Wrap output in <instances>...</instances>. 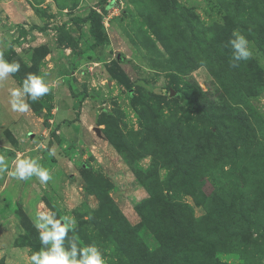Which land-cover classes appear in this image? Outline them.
<instances>
[{
	"label": "rangeland",
	"instance_id": "1",
	"mask_svg": "<svg viewBox=\"0 0 264 264\" xmlns=\"http://www.w3.org/2000/svg\"><path fill=\"white\" fill-rule=\"evenodd\" d=\"M100 1L0 0L20 63L0 81V154L51 176L0 174V264H31L37 211L74 216L107 264H264V0ZM92 8L94 49L70 20ZM30 25L48 29L14 41ZM233 31L252 53L237 67ZM29 73L50 91L13 111Z\"/></svg>",
	"mask_w": 264,
	"mask_h": 264
},
{
	"label": "clouds",
	"instance_id": "2",
	"mask_svg": "<svg viewBox=\"0 0 264 264\" xmlns=\"http://www.w3.org/2000/svg\"><path fill=\"white\" fill-rule=\"evenodd\" d=\"M232 36L234 38L229 41L233 49L231 66L237 67L240 61L250 59L252 53L249 49V41L244 35L239 31H233ZM19 70V62L7 61L0 52V81ZM49 91L50 88L42 75L29 73L20 88H13L10 91L11 108L13 111L27 112L30 106L25 102V97L35 102ZM52 155H55L54 151ZM5 172H8V165L5 156L0 154V174ZM8 175L21 181L35 176L41 183H47L51 179L49 170L31 157L19 159L15 170L8 172ZM34 227L39 233L42 247L38 252L32 253L31 264H107L104 254L96 244L79 246L80 239L74 231L76 227L74 216L66 214L57 218L54 211H37ZM70 232L73 233L71 237H69Z\"/></svg>",
	"mask_w": 264,
	"mask_h": 264
},
{
	"label": "trees",
	"instance_id": "3",
	"mask_svg": "<svg viewBox=\"0 0 264 264\" xmlns=\"http://www.w3.org/2000/svg\"><path fill=\"white\" fill-rule=\"evenodd\" d=\"M101 2H104V0H101L100 3ZM96 16H97V13H96L95 9L92 8V9L89 10V12L85 16H73V17L70 18V20L72 22H79V23L88 22L89 23V32L94 38V42L89 46V48H91V49H94L97 46L102 45V41L98 38V36H97V34L95 32V19H96ZM63 25L64 24H62L61 26L56 27L55 29H60V28L63 27ZM47 29H48V27H46V26H38V25H30L27 29L24 28V27H21V28L18 29V35L14 39V41H16L19 38L25 36L29 31L36 30L38 32H44ZM11 47H12V42L10 43L8 50H6V51L5 50H0V52L3 53L4 58H6L9 55ZM213 115H215V114L213 113ZM228 115H229V112H228ZM240 116L243 117L244 119L248 118V115H246V113L244 111H240ZM76 119H77V115H75V120ZM50 143L51 142L49 141L48 145H50ZM160 192H162V190ZM163 201L165 202L164 204H166V205L171 204V203L168 202V200H165V198H163Z\"/></svg>",
	"mask_w": 264,
	"mask_h": 264
},
{
	"label": "water",
	"instance_id": "4",
	"mask_svg": "<svg viewBox=\"0 0 264 264\" xmlns=\"http://www.w3.org/2000/svg\"><path fill=\"white\" fill-rule=\"evenodd\" d=\"M171 93H173V90H171ZM95 131H96L97 133H99L98 128H95Z\"/></svg>",
	"mask_w": 264,
	"mask_h": 264
},
{
	"label": "built area",
	"instance_id": "5",
	"mask_svg": "<svg viewBox=\"0 0 264 264\" xmlns=\"http://www.w3.org/2000/svg\"><path fill=\"white\" fill-rule=\"evenodd\" d=\"M95 9V8H94Z\"/></svg>",
	"mask_w": 264,
	"mask_h": 264
}]
</instances>
